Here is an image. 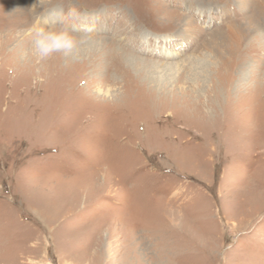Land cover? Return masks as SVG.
<instances>
[{
	"label": "rangeland",
	"instance_id": "1",
	"mask_svg": "<svg viewBox=\"0 0 264 264\" xmlns=\"http://www.w3.org/2000/svg\"><path fill=\"white\" fill-rule=\"evenodd\" d=\"M0 264H264V0H0Z\"/></svg>",
	"mask_w": 264,
	"mask_h": 264
},
{
	"label": "clouds",
	"instance_id": "2",
	"mask_svg": "<svg viewBox=\"0 0 264 264\" xmlns=\"http://www.w3.org/2000/svg\"><path fill=\"white\" fill-rule=\"evenodd\" d=\"M95 25L90 23L85 13L77 6L69 8L63 22L49 27H36L30 30L32 36L30 52L37 62L47 60L54 54L74 57L80 46L93 32Z\"/></svg>",
	"mask_w": 264,
	"mask_h": 264
}]
</instances>
